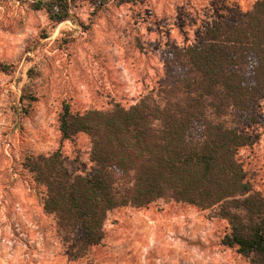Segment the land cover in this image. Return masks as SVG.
<instances>
[{"label":"rangeland","instance_id":"1","mask_svg":"<svg viewBox=\"0 0 264 264\" xmlns=\"http://www.w3.org/2000/svg\"><path fill=\"white\" fill-rule=\"evenodd\" d=\"M256 1L77 2L53 24L33 0H0V264H251L224 245L226 221L168 200L110 212L104 241L82 255L44 213L45 189L26 158L60 149L75 173L89 171L88 137L62 140L63 104L79 113L134 105L163 81L165 50L194 44L206 24ZM260 106V122L242 130L255 143L239 159L264 197V100Z\"/></svg>","mask_w":264,"mask_h":264},{"label":"trees","instance_id":"2","mask_svg":"<svg viewBox=\"0 0 264 264\" xmlns=\"http://www.w3.org/2000/svg\"><path fill=\"white\" fill-rule=\"evenodd\" d=\"M33 1L53 24L67 20L77 2L95 9L110 2ZM163 61L158 89L128 108L79 113L63 104L62 140L87 136L92 167L75 173L60 149L26 158L34 182L45 189L43 211L83 255L104 241L110 212L168 200L213 211L230 227L224 245L264 264V197L239 159L255 143L242 130L260 122L264 100V0L247 13L218 16L194 44L165 50Z\"/></svg>","mask_w":264,"mask_h":264}]
</instances>
